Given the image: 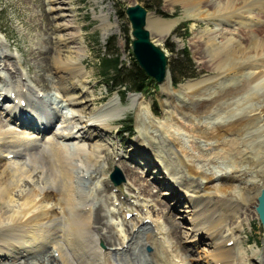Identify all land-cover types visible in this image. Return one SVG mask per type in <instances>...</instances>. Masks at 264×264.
<instances>
[{
    "label": "bare ground",
    "instance_id": "obj_1",
    "mask_svg": "<svg viewBox=\"0 0 264 264\" xmlns=\"http://www.w3.org/2000/svg\"><path fill=\"white\" fill-rule=\"evenodd\" d=\"M176 1L173 0L172 5ZM50 3L51 6L57 4L55 9H50L53 14L57 11L53 15L56 24L51 26L53 35L48 51L43 53L44 61L66 104L75 111L71 119L76 125L73 129L62 126L61 132L50 136L52 122L45 124L38 120L22 93L14 87L10 89L12 94L8 93L5 87L8 77L2 80L5 83L0 87V97L3 95L0 102V264H9L12 259L17 262L14 264H42L39 257L43 264H248L251 257H257L260 264H264V246L257 244L258 250H245L240 237L245 218L252 222V212L257 215L251 207L256 210L264 189V0H184L189 17L207 24L230 23L231 32L244 33L240 39L233 33L223 35L222 30L213 31L199 45L198 53L204 54L211 64L213 74L209 77L175 88L169 69L162 82L164 88L170 86L174 94L179 93L173 94L170 100L173 109L170 117L175 113L179 118L172 122V116L164 123L151 126L162 129L179 148L182 171L173 169V161L159 141L161 134L155 135L145 125L142 137L135 139V150L141 151L148 162L156 163L158 173L179 191L176 195L188 202L189 208L183 212L193 235L183 231L174 216L166 213L172 206L168 208L158 193L161 187L154 191L153 184L145 183L136 168L123 164L130 184L128 190L134 197L129 209L115 192L111 176L99 177L111 195L114 209L122 213V221L129 225L115 249L100 247L101 241L111 247L117 240L113 227L106 222L105 205L100 202L96 206L93 198L80 193L78 179L88 176L83 173L80 177V173L75 172L78 165H74L58 139H71L76 135L77 139L90 141L88 148L84 144L75 148L89 152L84 161H95L101 149L102 152L111 150L108 143L98 140L99 131L111 128L123 111L100 123L86 113L83 98L76 95L74 86L89 93L91 100H95L96 95L87 88L89 72L85 58L77 57L87 48L82 28L75 21L67 20L64 11L71 9L68 0H50ZM46 19L49 20L43 14L42 20L47 26L50 23ZM177 22V19L147 15V27L157 33L153 41L160 46L165 45ZM65 44L67 46L63 47ZM5 69L6 63L0 54V80ZM39 82L49 88L44 78ZM132 96L135 100L138 98L139 109L151 108L142 93ZM211 111H215L213 120H222L214 121L211 126L208 123L199 126L192 120V115L202 117ZM180 119L184 121L181 128L203 138L212 149L207 150L200 142L192 141L198 154H191L180 142L176 143L177 133L172 128ZM32 123V127L27 126ZM13 124L15 127L11 126ZM118 150L115 156L121 155ZM196 158L208 163L226 160L229 171L208 173L196 164L199 161ZM98 173H91L90 178ZM34 177L39 182H34ZM23 180L26 190L16 195L14 191L21 188ZM16 200L19 205L13 207L11 203ZM133 206L137 211L136 224H133L134 217L127 218ZM229 219L233 220L230 224ZM96 225L105 226L104 232L96 234ZM198 235H205L204 244L210 248L204 250L206 255L201 254L204 263L195 259L194 253L198 250L194 243H189ZM146 247L151 251L145 252Z\"/></svg>",
    "mask_w": 264,
    "mask_h": 264
},
{
    "label": "rangeland",
    "instance_id": "obj_2",
    "mask_svg": "<svg viewBox=\"0 0 264 264\" xmlns=\"http://www.w3.org/2000/svg\"><path fill=\"white\" fill-rule=\"evenodd\" d=\"M68 1L71 9L64 11V13L67 14V20L75 21V23L82 28V35L85 39L84 45L87 48L81 50L77 57L85 58V66L89 72L87 77V88L89 91L94 92L96 99L91 100L93 97H91L89 93H85L86 91H81L80 87L74 86L77 88L76 95H78L79 98H83L86 113L91 114V117L97 119L96 123L103 122L108 117L123 111L121 112L122 114H120V117L112 122L111 128L106 131H99L98 140L100 142L108 143L111 146V150L102 152L101 149L99 153L96 154L97 159L95 161H84L89 152H81L75 148V145L78 144H84L88 148L90 141L77 139L76 137L78 136L76 135L71 139H58L59 144L66 149V152L72 159L74 165H78L77 167L75 166V172H79L80 177L83 173L88 176L86 179H78L79 184L81 183L79 187L80 193L91 199L93 198L92 200L94 203H97L96 206L100 202L105 205L104 213L108 215L106 222L113 227L117 240L116 245L111 247L104 246L101 241L99 242L100 247L102 249H115L119 247V238L125 236V233L127 232L126 229L129 227V225L122 221V213H118L114 209L110 197L111 195L105 190V186L101 184V178L99 179L103 174H107L109 178L115 169L118 168L119 173L117 178L121 179V182L116 185L114 181L111 178L110 179L114 185L115 192L120 194L121 199L126 202L125 208L129 209V205L133 203L134 197L132 193H129L128 189H130V184L123 171V164L131 168H136L140 173L141 179L145 183L153 184L152 187L155 189L154 191H158V186L161 187V190L158 191V193H161V198L168 204V208H170L169 205L172 206V209H166V213H169L170 216L173 215V219L177 225H180L183 231L188 232L187 234L192 236V229L190 230L188 228L187 221L185 220V213L183 212L189 208L188 202H185V199L183 200L176 195L179 191L175 190L172 183L163 179L161 173H158L160 170H158V165L154 162H148L144 155L141 154V151L139 152L135 150L134 145L135 139L140 136L142 137V130L144 129V126L147 125L148 129L154 132L155 135H162V138L159 137V141L161 142L164 152L168 155L171 161H173V169L177 172L182 171L178 160V158L181 157L179 148L175 143L173 144L171 139L167 137V134H163L162 129H158L156 126H151L152 123H164L170 117V112L173 110L170 104V100L173 99L172 96L174 94L172 87L167 86L164 88L162 83L159 84L157 82L150 85L148 90L143 94V97L151 103V108L147 109L145 105L143 108L146 109L142 110V107L139 109L138 98L135 100V97L132 96L133 94H137V92H129L128 95L123 98L116 91L111 94L110 90L112 89V86L106 83V79L101 73V59L104 55L109 53L107 45H109L114 39L117 40L116 51L120 55L122 62L127 66L131 65L134 57L132 43L130 42L132 40V27L125 9L133 2H138L145 6V0ZM172 1L173 0L162 1L161 9L166 15L157 13L153 9H147L149 14L164 19L178 20L172 33L166 39L165 45H161L167 54L169 69L175 67L177 60L183 57L181 53L183 49L190 51L194 63L193 69L195 70L193 75L185 77L178 84L174 85L175 76L170 70L173 80L172 85L177 88L179 85L189 82L194 83L213 74L211 64L207 61V57L205 58L204 54L201 55L198 53L199 45L201 46V44L209 38L208 34L210 35L213 31L219 32L222 30L223 35L233 33L232 35L243 39L244 33L236 32L237 30L231 32L230 28L233 26L230 23L226 24V22H222L218 24L211 22L210 24H207V22L196 19V17H189V15L186 14L184 0H177L174 5H172ZM56 5L57 4L51 6L50 0H38V2L36 0H0V54L6 63V69L2 72V78L0 80V87L5 83L2 82V80H5L8 77L6 80V84L7 82L8 84L5 85L9 91L8 93L12 94L10 89L14 87L17 92L24 95L25 99L29 102L30 107L35 110L38 120L45 122V124L52 122L53 125L51 128L53 129V132L49 133L50 136H53L54 132H61L60 128L62 126H67L69 129H73L76 125V122L71 119L75 111L66 104V99L56 85V79L51 75L49 66H46V62L44 61L45 54L43 53L48 51L51 35H53V29H51V26L55 27L54 25L56 24L53 15H55L57 11L53 14L50 9L52 7L55 9L54 7H56ZM43 14L49 18V20L46 19L48 23H50L47 26L42 20ZM108 17H110V22L108 21ZM240 27V25H235V28ZM149 30L151 32V38L153 40L154 38H157V33L151 28H149ZM202 35L203 37H201ZM5 36L7 37L6 39ZM65 46H67V44L63 47ZM68 46L72 47V45ZM59 47H61V44ZM170 47H173L174 51H172ZM19 61L21 62L20 64ZM41 68H45V71H42ZM191 70V68H189V71L184 70L178 76L185 75V72H188L187 74H189ZM177 74H179V72ZM41 78L47 80L49 88H44L40 85L39 81ZM20 88H23L22 91H20ZM148 91L150 92L148 93ZM180 93L184 92L180 91ZM177 94L179 95V93ZM177 94H174V96ZM2 97L3 95L0 97V102ZM214 112L215 111H211L210 114H204L202 117L192 115V120H194L195 124H199V126L205 125L206 123L211 126L214 121L217 122L218 120H222L221 118L213 120L212 117L215 115ZM172 116L174 117L172 122H176L179 118L175 113ZM172 116L170 118H172ZM130 118H132V131H129L126 128V125L128 124L126 121ZM179 122L176 123L177 125L175 128H172V131L174 130V132L177 133L176 137L178 139L176 143L180 142V145L187 149L191 154H198V151H195L192 147V141L200 142L203 148H206L207 150L212 149L207 145V142L203 138L200 139L197 136H192V133L189 131L186 132V130L181 128V124L184 122L182 119H180ZM33 123L28 124L27 126L32 127ZM11 126L15 127L14 124ZM117 150L121 152V155L115 156L114 152ZM195 160H199L196 161V164L208 173L229 171V168H226L229 166V162L226 160L220 159L216 163H208L207 161L203 162L198 158ZM99 170L102 172L98 173ZM91 173L93 175L96 173L98 174L95 177L90 178ZM24 180L26 181V179ZM24 180L22 181L21 188L15 189L14 193L16 195L17 193L26 190V187H24ZM34 182H39L36 177H34ZM136 192H138V190H136ZM117 203L119 204V200H117ZM251 203L252 201L249 202L250 207L252 206ZM11 205L13 207H18L19 203L16 200L12 202ZM251 208L257 213V210L253 207ZM130 209L132 211L128 214H131V217H134L133 224H136L137 220L135 218L137 211L134 206ZM251 216L253 217L252 222L243 216L245 220L243 221V230L240 232V237L245 243V250H258L257 244L264 246V227L260 221L258 213L255 215L252 212ZM239 219L242 220L241 218ZM228 222V224H230L233 220L229 219ZM104 228L105 226L103 225H96V227H94L95 233L100 234L104 232ZM204 236L198 235L196 240L191 239L189 242L194 243V246H196V249L198 250L195 251L194 257L195 259L199 258V263H204V257H201V254L203 256L206 255L203 254L205 252L204 250L210 249L209 246L204 244ZM194 246L191 247L194 248ZM52 251L53 250H51L49 254H52ZM150 251V248H145V252ZM38 261L43 264L42 257H39ZM14 262L17 263L14 259H12V261L9 260V264H14ZM249 262L248 264H260L257 257H251Z\"/></svg>",
    "mask_w": 264,
    "mask_h": 264
},
{
    "label": "trees",
    "instance_id": "obj_3",
    "mask_svg": "<svg viewBox=\"0 0 264 264\" xmlns=\"http://www.w3.org/2000/svg\"><path fill=\"white\" fill-rule=\"evenodd\" d=\"M163 0H145V7L148 9H153L157 13L166 15L164 11H162ZM116 42L117 40H112L108 47V54L104 55L101 59V73L103 77L106 79V83L112 86L110 90L111 94L115 91L118 92L121 97H126L129 92H141L145 93L148 90V87L152 84H155L156 81L147 75L144 69L138 64L136 58L133 57L132 63L130 66H127L124 62H122L120 55L116 51ZM132 43V40L130 41ZM172 51H174L173 47H170ZM182 58L177 60L175 67L170 70L174 74V85L178 84L185 77L193 75L195 70L193 69L194 63L191 57L190 51L187 49H183L181 51ZM191 68V72H185V75H180L184 70L189 71ZM179 72V74L176 73ZM150 91H148L149 93ZM156 113V111L154 110ZM126 122V128L129 131L133 130L132 127V118L128 119ZM125 123V122H124Z\"/></svg>",
    "mask_w": 264,
    "mask_h": 264
},
{
    "label": "water",
    "instance_id": "obj_4",
    "mask_svg": "<svg viewBox=\"0 0 264 264\" xmlns=\"http://www.w3.org/2000/svg\"><path fill=\"white\" fill-rule=\"evenodd\" d=\"M125 12L132 27V50L136 61L148 76L159 84L162 83L169 71L168 57L164 49L151 38L147 27L148 9L138 2H133L126 7ZM118 173L119 169L116 168L111 174L116 185L121 182V179L117 178ZM256 210L264 227V189L258 197Z\"/></svg>",
    "mask_w": 264,
    "mask_h": 264
}]
</instances>
